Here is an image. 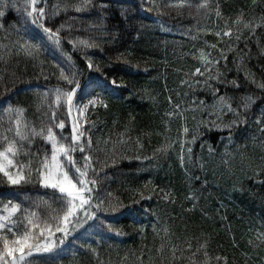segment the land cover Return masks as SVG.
<instances>
[{"label":"trees","instance_id":"trees-1","mask_svg":"<svg viewBox=\"0 0 264 264\" xmlns=\"http://www.w3.org/2000/svg\"><path fill=\"white\" fill-rule=\"evenodd\" d=\"M0 151V264H264V0H0Z\"/></svg>","mask_w":264,"mask_h":264},{"label":"rangeland","instance_id":"rangeland-1","mask_svg":"<svg viewBox=\"0 0 264 264\" xmlns=\"http://www.w3.org/2000/svg\"><path fill=\"white\" fill-rule=\"evenodd\" d=\"M68 101L70 103V115L75 127L78 129L83 128L85 111L88 104L83 103V101L78 97L74 99L70 98ZM54 147L56 154H59L60 150H62L65 145L55 143ZM0 169L5 172L12 181L16 180V175L12 170V157L7 151H0ZM46 177L47 182L55 184L66 191H71L75 197H83V190L78 189L76 184L66 177L65 173H63L60 168L59 160H54L53 166L50 168ZM5 212L6 214H0V229L8 227L11 231H13L14 227L10 219V210L8 209ZM29 245L30 242L26 237H21L15 233L12 235L8 234L5 238V247L10 259H14L18 254L26 252L29 248Z\"/></svg>","mask_w":264,"mask_h":264}]
</instances>
